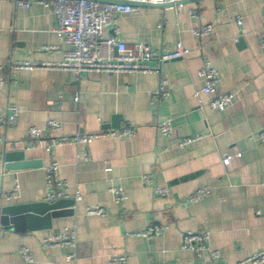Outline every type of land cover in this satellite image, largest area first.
Masks as SVG:
<instances>
[{
  "label": "crops",
  "instance_id": "0c3cea01",
  "mask_svg": "<svg viewBox=\"0 0 264 264\" xmlns=\"http://www.w3.org/2000/svg\"><path fill=\"white\" fill-rule=\"evenodd\" d=\"M16 1L0 0V83L7 80L0 86V113L10 106L19 113L16 127L0 128V264H108L114 255H126L127 264H208V252L182 249L189 231L210 233L209 248L220 253L218 264H251L245 261L264 251V142L257 137L264 128V49L259 44L264 2L184 0L181 9L140 5L137 13L121 15L118 37L127 45L171 51L182 42L191 51L164 65L170 93L153 105L151 94L160 82L153 73L13 69L25 62L58 65L70 49L54 32L52 11L39 0H19L30 1L28 9L16 7ZM192 10L199 17H192ZM209 24L215 32L203 41L195 39L192 30ZM112 34V29L104 32L105 37ZM204 58L218 70L221 91L236 93L235 105L226 111H212L194 96L201 87L198 71ZM163 119L172 120L178 139L158 135ZM51 120L62 124L61 137L124 126L135 127L137 134L58 146L52 153L32 147L29 130H44ZM196 135L203 138L183 150L177 147L179 138ZM233 153L241 157L226 167L223 157ZM53 158L67 192L80 193L82 200L60 210L71 213L35 230L27 223L19 230L5 228L3 208L49 203L46 170ZM148 174L170 189L169 200L144 183ZM116 187L127 192L122 205L113 201L110 190ZM200 187H208L210 194L188 202ZM10 193L15 196L6 200ZM61 200L73 201L55 202ZM91 207H102L107 215L89 216ZM153 225L169 229L155 239L136 236ZM68 226L77 232L74 261L67 260L73 249L43 245V239ZM23 247L33 262L22 259Z\"/></svg>",
  "mask_w": 264,
  "mask_h": 264
},
{
  "label": "built area",
  "instance_id": "2783aa9c",
  "mask_svg": "<svg viewBox=\"0 0 264 264\" xmlns=\"http://www.w3.org/2000/svg\"><path fill=\"white\" fill-rule=\"evenodd\" d=\"M183 0H39L45 8L52 11L55 20V34L59 39L69 45L70 49L65 52L64 61L58 65L55 64H32L18 63L13 69H40V68H60L65 71H75L78 74L88 72H105L111 74L120 73H153L160 77V82L152 94L151 103L157 105L161 100L169 96L170 79L165 75L163 67L165 64L185 59L190 50L182 42L177 43L176 48L171 51L165 49H153L149 45L136 43L127 45L118 37V20L121 15L137 13L140 5H176L178 9L182 8ZM264 2V0H261ZM16 7L30 8V1L15 2ZM221 11V9L219 10ZM192 17H199L196 10H192ZM263 28L260 33V47L264 49V11L262 15ZM239 28L243 26V20L240 17L236 19ZM112 29V36L105 37L104 32ZM215 25L209 24L192 30V35L198 41L215 32ZM238 41V39H236ZM51 49L50 47H47ZM54 49V48H52ZM198 78L201 87L195 92V98L199 103L207 102L212 111H226L235 105L237 97L234 92H223L220 89L221 78L218 70L208 59L202 60L198 71ZM7 80L1 79V88L5 86ZM78 101V98H75ZM18 109L14 106L8 108L7 113H0V128H14L18 124ZM63 126L60 122L49 121L46 129L33 127L28 132L32 147H41L47 152L52 153L53 149L64 145H89L98 140H111L116 138L129 139L137 134V129L132 126H124L118 130H105L93 134H79L71 137H61ZM158 135L167 139H178L171 119L160 120L157 124ZM257 137L264 142V128L257 132ZM200 135L179 138L177 147L180 150L201 140ZM3 138L0 137V143ZM240 153L226 154L223 157V164L230 167L235 158H240ZM88 160V158H86ZM60 165L55 158L46 170L47 195L45 200L54 203L59 199L72 198L74 202L82 200L80 193L76 192L71 196L67 190L65 181L59 179ZM143 181L146 185L153 187L155 195L159 198L169 200L171 191L168 187L156 183L153 174L144 175ZM113 201L116 205H122L128 200L127 192L116 187L110 190ZM210 194L208 187H200L188 197V202L197 203ZM15 193L4 195L6 200H10ZM2 197V196H0ZM87 215L105 217L107 211L102 207H91L87 209ZM167 225H153L147 231L138 233L136 236L146 239H155L163 232L168 230ZM210 233L208 231L184 233L182 249L196 254L208 252L210 262L208 264H218L220 253L211 251L209 248ZM43 245L52 249L56 247L71 248L73 252L67 256L68 261H74L77 257V232L75 226H68L63 229L60 235L43 239ZM20 256L26 262H33V256L28 248H21ZM126 255H114L108 264H127ZM245 263L264 264V251L256 253L248 258Z\"/></svg>",
  "mask_w": 264,
  "mask_h": 264
},
{
  "label": "water",
  "instance_id": "95a60500",
  "mask_svg": "<svg viewBox=\"0 0 264 264\" xmlns=\"http://www.w3.org/2000/svg\"><path fill=\"white\" fill-rule=\"evenodd\" d=\"M74 204L75 202L72 200H61L52 204L32 203L5 207L2 209V225L9 230L14 228L19 230L24 223H27L30 229L35 230L41 226H45L51 219L63 217L71 213L69 210H60L72 208Z\"/></svg>",
  "mask_w": 264,
  "mask_h": 264
}]
</instances>
